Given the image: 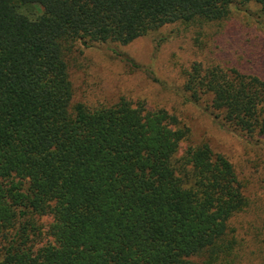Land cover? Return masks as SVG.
Returning a JSON list of instances; mask_svg holds the SVG:
<instances>
[{"label": "trees", "instance_id": "obj_1", "mask_svg": "<svg viewBox=\"0 0 264 264\" xmlns=\"http://www.w3.org/2000/svg\"><path fill=\"white\" fill-rule=\"evenodd\" d=\"M249 2L264 15V0H0V264L232 263L247 205L232 162L206 142L177 156L189 130L165 109L73 101L68 59L76 43L126 45ZM183 93L227 130L264 135L260 76L195 62Z\"/></svg>", "mask_w": 264, "mask_h": 264}, {"label": "rangeland", "instance_id": "obj_2", "mask_svg": "<svg viewBox=\"0 0 264 264\" xmlns=\"http://www.w3.org/2000/svg\"><path fill=\"white\" fill-rule=\"evenodd\" d=\"M40 8V7H39ZM35 6L23 8L34 17ZM234 66L264 79V15L254 2L233 6L228 18L203 26L167 24L129 44L79 43L68 59L73 101L88 106L125 97L146 110L165 109L188 128L177 156L189 144L206 142L234 165L247 205L231 221V264H264V135L249 139L222 127L203 105L185 100V71L193 63ZM49 215L36 223L43 232Z\"/></svg>", "mask_w": 264, "mask_h": 264}]
</instances>
